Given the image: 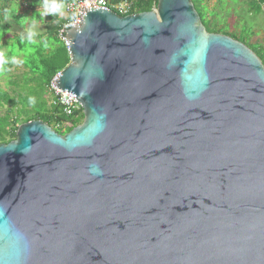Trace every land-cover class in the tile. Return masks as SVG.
<instances>
[{
  "label": "water",
  "instance_id": "95a60500",
  "mask_svg": "<svg viewBox=\"0 0 264 264\" xmlns=\"http://www.w3.org/2000/svg\"><path fill=\"white\" fill-rule=\"evenodd\" d=\"M53 86L83 122L0 143V264H264V63L193 0L83 4Z\"/></svg>",
  "mask_w": 264,
  "mask_h": 264
},
{
  "label": "trees",
  "instance_id": "16d2710c",
  "mask_svg": "<svg viewBox=\"0 0 264 264\" xmlns=\"http://www.w3.org/2000/svg\"><path fill=\"white\" fill-rule=\"evenodd\" d=\"M60 1L65 5L67 0H55V3L47 0H0V34L3 36V52L9 61L0 67V81L5 84V87L0 84V143L14 140L19 126L31 120H42L61 134L83 122V110L67 116L50 91L54 77L70 63L68 48L59 36L61 28L68 21V17L61 15L56 6V2ZM132 1V13L152 11L158 4V0ZM207 1L193 0L206 29L229 35L247 44L264 63V44L248 43V37L253 31L248 28L240 34L230 32L225 20V24L219 27L220 17L208 9ZM245 2L252 15L264 10V0ZM219 4L225 3L219 0ZM20 7L25 10H20ZM40 7L49 9L48 13L52 14L40 17L41 22H38L44 27L40 31L35 30L36 34L31 41L27 36L13 32L15 27L24 30L26 26L15 15H25L21 12L33 13ZM5 16H9L8 21L4 19Z\"/></svg>",
  "mask_w": 264,
  "mask_h": 264
},
{
  "label": "rangeland",
  "instance_id": "374dc122",
  "mask_svg": "<svg viewBox=\"0 0 264 264\" xmlns=\"http://www.w3.org/2000/svg\"><path fill=\"white\" fill-rule=\"evenodd\" d=\"M49 2H54L55 0H47ZM223 3L220 5L219 0H208L207 6L210 11H215L219 17V27H222L224 23V20L228 23V31L235 32L237 34H240L241 31L249 30L250 28L253 33L249 35L248 37V43L250 45L256 44V43H262L264 44V10L260 14H251L248 12V6L245 2V0H223ZM64 4V3H63ZM58 6V11L61 15L62 12L65 11V5ZM20 10H25L20 7ZM19 10V11H20ZM50 10L45 7H40L38 11L36 12H21L22 14L15 15V18H19V21H22L25 23V29L32 28L34 32L40 31L43 29L44 25L42 23H39L40 21L41 12L48 13ZM17 13V12H16ZM44 17V16H43ZM210 16H208L209 18ZM37 19V20H35ZM11 20V19H9ZM8 21V20H7ZM41 22V21H40ZM14 25V24H13ZM34 25V26H33ZM247 29H246V28ZM27 28V29H28ZM25 29H20L18 27H15L13 32H19L24 36H27V32ZM36 30V31H35ZM36 34V33H35ZM0 84L5 87L4 82L1 80ZM47 97H51V95H47ZM51 100V98H50Z\"/></svg>",
  "mask_w": 264,
  "mask_h": 264
},
{
  "label": "built area",
  "instance_id": "2783aa9c",
  "mask_svg": "<svg viewBox=\"0 0 264 264\" xmlns=\"http://www.w3.org/2000/svg\"><path fill=\"white\" fill-rule=\"evenodd\" d=\"M91 3L97 7H104L108 10H113L119 15L125 16L132 13L133 1L132 0H118L113 2L112 0H67L65 3V10L67 13L68 21H66L60 30L59 36L65 42V39L61 36L63 29L75 23L79 20L82 13L83 4ZM54 79L52 80L50 91L53 93L57 103L62 107L63 112L67 116H72L76 112L82 111L81 103L76 100L75 96L71 95L67 91L63 92L53 86Z\"/></svg>",
  "mask_w": 264,
  "mask_h": 264
},
{
  "label": "clouds",
  "instance_id": "9594fccd",
  "mask_svg": "<svg viewBox=\"0 0 264 264\" xmlns=\"http://www.w3.org/2000/svg\"><path fill=\"white\" fill-rule=\"evenodd\" d=\"M52 13H43L41 12V16H46ZM9 16H5L4 19L7 20ZM27 32V39L31 41L33 37L35 36V32L32 28L25 29ZM12 39V36H10V40ZM23 39V37H22ZM8 59L5 57L4 52H3V36L0 34V67H2L4 64L8 63ZM14 62V61H13Z\"/></svg>",
  "mask_w": 264,
  "mask_h": 264
},
{
  "label": "crops",
  "instance_id": "0c3cea01",
  "mask_svg": "<svg viewBox=\"0 0 264 264\" xmlns=\"http://www.w3.org/2000/svg\"><path fill=\"white\" fill-rule=\"evenodd\" d=\"M54 3H55V2H54ZM61 3H62L61 1H60V3H57V2H56V6H57V8H58L59 5H61ZM62 4H63V3H62ZM63 5H64V4H63ZM62 14L65 15V16H67L66 10H65L64 12H62Z\"/></svg>",
  "mask_w": 264,
  "mask_h": 264
}]
</instances>
